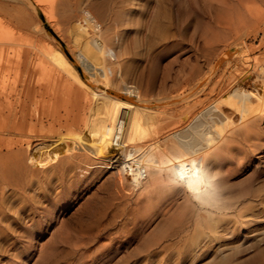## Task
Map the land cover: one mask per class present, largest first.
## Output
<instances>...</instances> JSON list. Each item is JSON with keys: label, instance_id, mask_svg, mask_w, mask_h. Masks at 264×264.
<instances>
[{"label": "bare ground", "instance_id": "6f19581e", "mask_svg": "<svg viewBox=\"0 0 264 264\" xmlns=\"http://www.w3.org/2000/svg\"><path fill=\"white\" fill-rule=\"evenodd\" d=\"M135 1L131 0L129 3L130 9H133ZM168 1L157 0L159 10L157 16L154 15L156 19L151 15L155 20V23L151 20L154 23L151 32L154 31L157 37L169 35L172 17L168 13V7H171L166 4ZM84 2L29 0L36 13L42 12V6L49 17L54 16L53 20L57 10L71 11L65 15V18L69 17L68 26L65 28L61 25L63 29L60 30L68 32L74 43H89L85 53L81 52L82 48H77V57L82 64L85 62L84 57L86 60L96 57L110 60L116 48L125 44L126 30L118 28L122 23L121 26L116 25L117 30L112 31L109 27L110 32L109 29H104L101 25L105 17L101 18L98 10L92 9L93 5L92 8L83 7ZM202 9L204 11L205 6ZM207 9L209 12L215 10L216 19L209 25L214 35L206 37V43L211 44L209 52H203L206 60L200 63L197 59V63L190 62L189 65L186 62L190 66L189 69L187 67L188 70L184 68L186 66L183 69L178 68L174 72L172 86L163 96L166 100L159 104L150 103L148 99H138L140 102L137 106H130L126 94L115 92L102 78L96 77L93 70L84 71V77L87 79L85 84L79 81V85H71L70 75H56L51 67L55 63L66 65L70 62L77 65L76 61L71 59L61 43L50 40L47 42L51 45L50 48L43 46L42 53L46 55L43 63L50 66L49 71L45 77L38 76L39 80L30 81L29 84L34 87L31 95L40 93L44 88L52 94L45 106L37 108L33 114L42 119L47 118L48 123L43 125L44 128L38 134L24 133L19 126L20 120L17 119L22 105V102L18 101V105L13 107L11 102L12 107H8L9 113L16 117V122L13 126L9 124L0 128V140L4 139L2 133L5 131L21 135L13 141L18 146L17 150L4 152L0 149V236L6 232L3 225L13 210V195L17 193L13 184L33 192L28 193L31 194L32 202L23 199L22 207L17 211L16 217L12 218L13 227L19 225V222L25 223L27 216L23 215V210L30 212L29 220L33 223H42L41 219L51 211L48 213L47 206L38 210L37 204L41 205L42 198L49 196L47 192L54 179H65L69 175L80 173L87 175V178L90 172L96 175L103 172L107 166L119 162L125 163V170L118 175L116 188H127L126 197L129 203L134 202L136 206L146 205L153 211L150 219L160 210L162 214L178 211L177 225L166 231L169 237L180 235L189 228V222L194 219V234L204 232L205 238L208 237L212 242L221 235L231 236L238 232L243 224H248L240 217L241 213H237L239 203L252 200L250 205L248 204L250 208L259 205L264 207V196H254L252 187L238 190L227 184L231 165L235 164L241 169L248 163L252 154L264 150V0H211ZM22 10L21 12L24 11ZM123 10L125 11L120 12L127 13L125 7ZM18 11L14 14H20V21L25 22L26 18L21 15L27 11L22 14ZM14 14L13 18L16 17ZM125 17L124 24H129L130 17ZM139 18L142 20V16ZM26 22L28 23L27 20ZM56 23L52 25L55 27ZM150 25L152 26L151 23ZM38 28L36 27L37 30ZM203 35L206 34L203 33L202 38ZM250 35L252 44L248 43ZM18 37L13 36V42L19 40ZM43 38L45 40V37ZM139 39L134 40L138 46ZM44 40L39 39L40 42ZM217 40L219 43L215 45ZM207 47H203L204 50ZM70 68L69 72L74 74L75 70ZM4 81L5 79L0 78L5 89L13 87L14 90L18 86L16 81H13V84ZM107 99L118 100V106L109 110L103 109L102 104ZM59 100L68 101L70 106L65 112L61 113L58 108L56 102ZM140 106L146 108L144 112L140 111ZM130 110H134V114L129 113ZM3 113L0 109V117ZM106 124H110L114 129L102 133ZM84 127L87 128L86 132H83ZM156 130L154 140L165 139V144L160 147V143H157L155 148L149 150L143 148L145 141L140 134ZM84 183L85 181H80L79 184ZM160 202L159 208H162L159 210L156 209V204ZM231 211H235V222L231 226H222V222L233 219L230 216ZM250 212L248 221L263 211L260 208ZM8 230H12V227L9 226ZM23 232L27 234L28 230ZM32 233L34 234V230L29 234L33 235ZM209 239L199 240L197 237H191L185 242V246L199 253ZM260 256L258 257L261 258ZM211 262L209 263L216 264V261Z\"/></svg>", "mask_w": 264, "mask_h": 264}, {"label": "rangeland", "instance_id": "374dc122", "mask_svg": "<svg viewBox=\"0 0 264 264\" xmlns=\"http://www.w3.org/2000/svg\"><path fill=\"white\" fill-rule=\"evenodd\" d=\"M122 1L124 5H122ZM83 2V7H93L92 9L95 11L98 10V15H102L101 18L105 17L101 25L104 29H109L110 32L111 29L114 31L118 28L126 30L125 44L116 48L110 60H104L102 57L86 60L84 57L83 64L79 61L77 48H82L81 52L85 53V48L89 43L85 44L82 41L74 43L68 32L60 30L63 29L62 27L68 26L69 17L65 18V15L70 14V10V12L68 10L63 12V9L57 10L53 20L54 16L49 17L42 6H40L42 12L36 13L33 5L29 4V0H0V78L5 79L4 82H11V84L13 81L18 83L17 88L13 90V87L3 88V83L0 82V109L4 111L0 117V128L16 122V117L9 113L8 107H12L11 102H13V107L18 105V101H21L22 105H20L21 110L17 119L20 120L19 126L24 133L38 134L44 128L43 125L48 123L47 118L42 119L33 114L37 108L45 106L52 94L50 90L44 88L40 93L31 95L34 87H30L29 83L39 80V77H45L49 71L50 66L43 63L46 55L42 53V48L43 46L50 48L51 45L47 43L50 40H54V43H61L71 59L77 63V65L70 62L66 65L55 63L51 69L56 75H70V84L79 85V81L83 84L87 82L84 71L86 69V71L93 70L95 76L102 78L115 92L126 94L127 100H130L127 101L130 106H137L140 102L138 99H148L151 101L150 103L156 104L165 101L166 98L163 99V96L173 84L174 72L178 68L183 69L184 66H186L185 69L187 67L189 69L190 62L203 63L206 60L204 54L209 52L211 45L206 43V37L213 34L209 25L216 19L215 10L209 12L207 9L211 0H197V2L169 0L166 4L171 6L170 9L167 7L168 13L172 17V23L169 25L167 37H157L158 35L154 34V31L151 32L155 23L154 15L157 16V10H159L157 0H138V2L136 0L133 9H130L131 0H83ZM118 5L119 8H117ZM201 6H205L206 9L203 11ZM20 7L28 14L23 10L21 12ZM124 7L126 10L129 8L127 13L120 12L125 11ZM18 10L21 14H27L21 15L26 18L23 23L19 19L20 14H18L19 16L14 14L18 13ZM13 14L16 16L15 18H13ZM62 16L64 17L61 19ZM125 16L130 17L129 24H124ZM141 16L142 20L139 18ZM132 18H135L134 22ZM118 20L119 22L124 21L119 23ZM116 25L121 27L117 28ZM36 27H39V30ZM59 31L63 32L60 34ZM203 33L206 35H203L202 38ZM13 36H19L20 39L13 42ZM251 38L250 35L249 44L253 42ZM39 39L44 41L40 42ZM135 39L136 41L139 39V46L134 41ZM192 40L194 41L192 42ZM215 42V45L219 43L218 40ZM74 45L76 49L73 48ZM195 46H198V49ZM203 47H207V49L204 50ZM70 66L75 70L74 74L69 72ZM125 66L128 69L124 70ZM56 104L61 113L70 106L67 100H59ZM116 104H119L118 100L107 99L102 104V108L113 109L118 106ZM139 108L141 112L146 109L143 106ZM129 113L134 114V110H130ZM103 128L102 133L114 129L110 124L104 125ZM86 131L87 128L84 127L83 132ZM156 133L157 130L152 133L140 134L145 141L143 148L149 150L155 148L157 143H160V147L165 144V139L154 140L153 135ZM2 135L4 139L0 140V149L4 152L18 149L17 144L13 141L19 139L21 136L19 133L5 131ZM230 168L231 175L227 178L228 185H232L238 190L252 187L254 196H264V150L252 154L243 168L240 169L235 164ZM124 170L125 163L119 162L107 166L103 172L96 175L90 172L91 174L87 178V175L80 173L75 176L69 175L65 179H54L49 191L47 190L49 196L43 197L45 200L42 198L41 205L37 204L38 210H43L47 206L48 213H50L49 211L51 213L41 219L42 223H38L39 221L33 223L29 220L28 213L30 212L23 210V215L27 216L25 223L19 222L15 228L12 218L16 217L17 211L22 207L23 199L29 200V203L32 202L31 194L33 192L13 184V189L17 193L13 192L15 193L13 195V210L10 211V216L6 221L12 224L9 225L5 222L3 225L7 233L0 236V264H208L211 261H216V264H264L262 263L264 262L262 261L264 260L263 206L250 208L248 204L250 205L252 200L239 203L237 213H241L240 217L248 224H243L240 230L231 236L229 234L221 235L211 242V239L205 238L206 233L204 232L194 234L195 221L192 219L188 224L189 228L184 232L178 236L169 237L166 231L177 225L178 211L173 214L172 212L162 214L160 210L162 207L159 208L160 202L156 204V209L160 211L150 219L153 211L151 212L144 204L136 206L134 202L129 203L126 197L127 188H116L117 177ZM80 181H85V183L80 185ZM18 192L21 193L18 194ZM28 193L31 194L28 195ZM19 201H22V204ZM67 205L70 206L66 208ZM260 208L263 212L257 213L252 220L248 221V216H251L250 211L254 209L258 211ZM235 215V211L230 212L232 218ZM234 219L222 222V226H231L235 222ZM9 226L12 227V230H8ZM26 230L28 233L24 234L23 231ZM33 230L34 234H29ZM191 237H197L199 240L209 239V242H206L201 252L195 253V250L185 246V242Z\"/></svg>", "mask_w": 264, "mask_h": 264}]
</instances>
